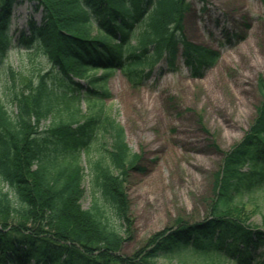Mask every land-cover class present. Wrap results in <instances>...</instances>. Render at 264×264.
<instances>
[{"label":"trees","instance_id":"16d2710c","mask_svg":"<svg viewBox=\"0 0 264 264\" xmlns=\"http://www.w3.org/2000/svg\"><path fill=\"white\" fill-rule=\"evenodd\" d=\"M22 1L32 3L43 18L40 25L31 21V38L22 34L19 42L28 49L41 48L65 77L87 79V99L97 101L94 107L108 95L107 86L96 84L115 70L132 80L153 74L160 60L171 70L182 50L191 77L201 79L220 56L187 39V0ZM22 1L0 0V66L14 38V6ZM95 25L98 34L93 36ZM99 70L103 75L96 77ZM70 80L68 87L80 93L81 84ZM259 90L263 102L256 118L224 159L217 178L218 199L234 180L242 179L244 168L264 179L263 81ZM53 98L57 96L44 82L34 94L19 93L15 117L0 98V178L14 192L12 199L0 191V264H157L182 252L208 262L233 255L241 264H264V225H251L248 216L220 203L204 221L180 220L154 234L135 253L122 254L123 235L108 216L126 220L124 178L138 169L141 157L132 154L123 127L101 111L39 131L40 122L53 111ZM99 135L108 140L101 146L106 157L90 164L92 187L99 197L92 211H86L80 205L84 174L79 155L89 153Z\"/></svg>","mask_w":264,"mask_h":264},{"label":"rangeland","instance_id":"374dc122","mask_svg":"<svg viewBox=\"0 0 264 264\" xmlns=\"http://www.w3.org/2000/svg\"><path fill=\"white\" fill-rule=\"evenodd\" d=\"M187 3L185 35L189 42L220 53L213 68L205 70L203 78L194 79L180 50L171 70L165 60L156 63L153 74L135 80L115 70L96 84L108 89L96 107V100L87 99V79L65 77L41 48L28 49L19 42L22 34L31 38L29 23L40 25L42 12L22 1L14 6L10 21L14 38L0 66V98L10 115L15 117L19 111L17 94H34L44 82L57 99L53 98V111L40 122L39 131L101 111L123 127L126 144L132 154L141 157L138 169L129 170L124 178L126 220L108 216L123 235L122 254L126 256L180 220L189 224L204 221L216 203L248 216L251 225H264V179L251 176L248 167L240 181L234 180L220 199L216 197L224 159L243 140L263 102L259 83L264 82V0ZM97 34L95 25L92 35ZM95 75L101 77L103 71ZM70 78L81 84L80 93L68 87ZM106 142L99 135L90 152L79 155L84 174L80 205L86 211H92L99 197L92 187L90 164L105 159L101 146ZM0 191L14 199V192L1 178ZM232 256L215 259L220 264H241ZM216 261L182 252L156 263L219 264Z\"/></svg>","mask_w":264,"mask_h":264}]
</instances>
